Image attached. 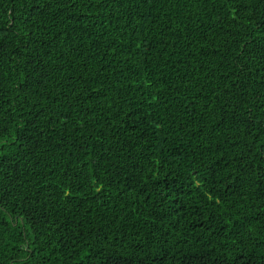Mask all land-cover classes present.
Returning <instances> with one entry per match:
<instances>
[{
	"label": "trees",
	"instance_id": "16d2710c",
	"mask_svg": "<svg viewBox=\"0 0 264 264\" xmlns=\"http://www.w3.org/2000/svg\"><path fill=\"white\" fill-rule=\"evenodd\" d=\"M0 264H264V0H0Z\"/></svg>",
	"mask_w": 264,
	"mask_h": 264
}]
</instances>
